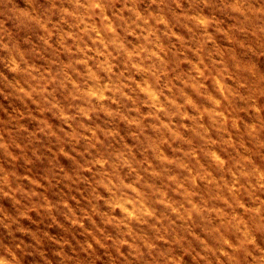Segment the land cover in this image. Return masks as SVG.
<instances>
[{"label":"rangeland","instance_id":"rangeland-1","mask_svg":"<svg viewBox=\"0 0 264 264\" xmlns=\"http://www.w3.org/2000/svg\"><path fill=\"white\" fill-rule=\"evenodd\" d=\"M106 3L0 0V257L249 264L264 32L221 0Z\"/></svg>","mask_w":264,"mask_h":264},{"label":"clouds","instance_id":"clouds-1","mask_svg":"<svg viewBox=\"0 0 264 264\" xmlns=\"http://www.w3.org/2000/svg\"><path fill=\"white\" fill-rule=\"evenodd\" d=\"M95 5L101 9L99 13H95L97 15H103L104 10L109 7L106 0H95ZM219 6L235 14L238 18H242L241 30H251L254 35L257 32H264V23H255L256 21L264 22V8L245 6L243 0H221ZM88 7L92 8V3H89ZM48 11L50 12L51 8ZM247 25H252L251 29H248L246 27ZM254 78L257 80H264V77H257L255 74ZM261 86L264 87V84H261ZM256 123L259 125V121H256ZM260 212L264 213V207L260 208ZM246 251V259H248V257L251 258L249 264H264V248L260 247V249L257 250L255 247H249ZM0 264H17L15 254L10 253L8 257H0Z\"/></svg>","mask_w":264,"mask_h":264}]
</instances>
